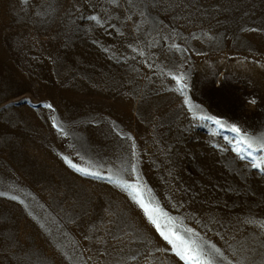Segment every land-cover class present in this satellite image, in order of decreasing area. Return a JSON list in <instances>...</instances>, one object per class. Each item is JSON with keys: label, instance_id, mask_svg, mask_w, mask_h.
<instances>
[{"label": "rangeland", "instance_id": "1", "mask_svg": "<svg viewBox=\"0 0 264 264\" xmlns=\"http://www.w3.org/2000/svg\"><path fill=\"white\" fill-rule=\"evenodd\" d=\"M184 249L264 264V0H0V264Z\"/></svg>", "mask_w": 264, "mask_h": 264}, {"label": "snow or ice", "instance_id": "2", "mask_svg": "<svg viewBox=\"0 0 264 264\" xmlns=\"http://www.w3.org/2000/svg\"><path fill=\"white\" fill-rule=\"evenodd\" d=\"M48 107H50V106H48ZM232 131H237V130L236 129H232ZM177 239H178V237H177ZM173 247H175V244H173ZM177 255H181V252H177ZM182 258H185L187 260H194L195 264H200L199 258L189 255V250L188 249H184L183 250V257Z\"/></svg>", "mask_w": 264, "mask_h": 264}]
</instances>
